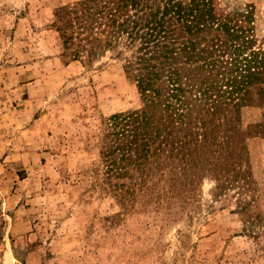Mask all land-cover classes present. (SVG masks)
Listing matches in <instances>:
<instances>
[{"label":"rangeland","instance_id":"1","mask_svg":"<svg viewBox=\"0 0 264 264\" xmlns=\"http://www.w3.org/2000/svg\"><path fill=\"white\" fill-rule=\"evenodd\" d=\"M76 1L0 0V264H264V136L247 139V187L113 186L130 179L110 176L105 123L142 100L115 52L63 55L51 24ZM222 1L264 24V0Z\"/></svg>","mask_w":264,"mask_h":264},{"label":"trees","instance_id":"2","mask_svg":"<svg viewBox=\"0 0 264 264\" xmlns=\"http://www.w3.org/2000/svg\"><path fill=\"white\" fill-rule=\"evenodd\" d=\"M51 27L63 55L123 57L142 100L108 117L103 155L117 190L135 193L159 175L178 195L212 177L219 191L249 186L247 139L264 136V24L255 6L222 0H77Z\"/></svg>","mask_w":264,"mask_h":264}]
</instances>
